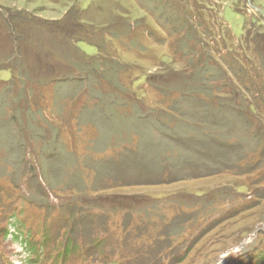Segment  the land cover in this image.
<instances>
[{"label": "rangeland", "instance_id": "rangeland-1", "mask_svg": "<svg viewBox=\"0 0 264 264\" xmlns=\"http://www.w3.org/2000/svg\"><path fill=\"white\" fill-rule=\"evenodd\" d=\"M255 7L0 0V264H264Z\"/></svg>", "mask_w": 264, "mask_h": 264}, {"label": "flooded vegetation", "instance_id": "flooded-vegetation-1", "mask_svg": "<svg viewBox=\"0 0 264 264\" xmlns=\"http://www.w3.org/2000/svg\"><path fill=\"white\" fill-rule=\"evenodd\" d=\"M257 9V11H259V13H261V15L264 17V9L255 7Z\"/></svg>", "mask_w": 264, "mask_h": 264}, {"label": "trees", "instance_id": "trees-1", "mask_svg": "<svg viewBox=\"0 0 264 264\" xmlns=\"http://www.w3.org/2000/svg\"><path fill=\"white\" fill-rule=\"evenodd\" d=\"M217 89V88H216ZM218 89H220L221 90V88H218ZM233 103V102H232Z\"/></svg>", "mask_w": 264, "mask_h": 264}]
</instances>
